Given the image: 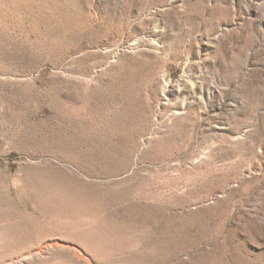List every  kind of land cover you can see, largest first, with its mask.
<instances>
[{"label": "rangeland", "instance_id": "obj_1", "mask_svg": "<svg viewBox=\"0 0 264 264\" xmlns=\"http://www.w3.org/2000/svg\"><path fill=\"white\" fill-rule=\"evenodd\" d=\"M0 264H264V0H0Z\"/></svg>", "mask_w": 264, "mask_h": 264}]
</instances>
